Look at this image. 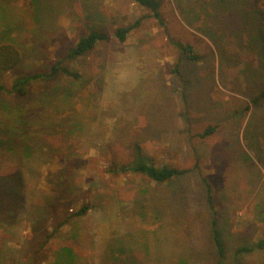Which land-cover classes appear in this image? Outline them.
Instances as JSON below:
<instances>
[{
	"label": "rangeland",
	"instance_id": "obj_1",
	"mask_svg": "<svg viewBox=\"0 0 264 264\" xmlns=\"http://www.w3.org/2000/svg\"><path fill=\"white\" fill-rule=\"evenodd\" d=\"M15 1L0 9L19 58L0 67V264H219L213 212L223 263L264 264L239 252L264 237V0H160L159 18L132 0ZM93 29L111 40L69 58ZM181 44L203 60L180 62ZM138 150L191 170H120Z\"/></svg>",
	"mask_w": 264,
	"mask_h": 264
},
{
	"label": "trees",
	"instance_id": "obj_2",
	"mask_svg": "<svg viewBox=\"0 0 264 264\" xmlns=\"http://www.w3.org/2000/svg\"><path fill=\"white\" fill-rule=\"evenodd\" d=\"M134 2H137L141 4L144 7L150 8L153 11V14L159 18L160 17V0H132ZM48 2V0H33L34 5L36 6L38 13L42 14L43 8H47L48 5H43L44 3ZM41 10V11H40ZM139 24V21H136L133 24L130 25H120L115 29V36L120 42H125L131 33L132 29H134ZM111 40V35L105 31H101L98 29H93L90 32L82 35L79 37V40L76 42L74 47H72L68 52V57L72 59H78L82 56L86 55L88 52H90L92 49H94L98 43L100 42H106ZM181 48V55H180V62L184 59H188L193 62H198L203 60V56L201 54L195 53L194 48L192 45H180ZM16 52L11 49L10 46L3 44L0 46V67L4 69H10L14 68V66L17 64L19 58L18 56L13 59L12 54ZM59 64L52 67L50 71H46L44 73H32V74H25L23 76H20L17 79V83H15V89L18 90L21 94H25L27 92V86L30 84V82L34 79L39 78H45L50 79L57 76L60 67ZM176 72L178 71L180 73L179 69V63L176 65V68L174 69ZM64 72L66 74H74L75 77H79V73L72 72L68 69H64ZM16 84H22L25 85V87H16ZM0 89H2V85H0ZM264 95V92H263ZM216 126H209L205 129L204 132L200 133L201 137H206L213 132H215ZM196 167H198V164H196ZM120 170L123 172L128 171H135L139 173H143L152 180H155L157 182H170L175 178L176 176L187 174L191 169L188 168H179L172 165H163L158 166L154 162V158L142 150H138L136 154V159L133 163L129 165H121L119 167ZM206 191L209 195V203L211 206V209L214 208V199L212 195V187L211 184L206 180ZM87 210V206H84L81 210L78 211V213H83ZM211 227H212V238L213 241L217 247L218 255H219V264H224L223 260L225 258L226 254V247L224 244V241L222 239L221 230L219 229V217L217 212H213L212 214V220H211ZM260 249L264 250V237L260 238L257 244L254 247H240L239 252L242 251H250L253 249Z\"/></svg>",
	"mask_w": 264,
	"mask_h": 264
},
{
	"label": "crops",
	"instance_id": "obj_3",
	"mask_svg": "<svg viewBox=\"0 0 264 264\" xmlns=\"http://www.w3.org/2000/svg\"><path fill=\"white\" fill-rule=\"evenodd\" d=\"M15 0H0V9L2 10H7V11H11V7H16L14 5Z\"/></svg>",
	"mask_w": 264,
	"mask_h": 264
}]
</instances>
